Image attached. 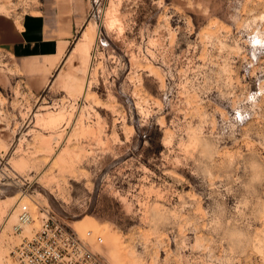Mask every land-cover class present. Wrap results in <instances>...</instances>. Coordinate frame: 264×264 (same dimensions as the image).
Segmentation results:
<instances>
[{"label":"rangeland","instance_id":"obj_1","mask_svg":"<svg viewBox=\"0 0 264 264\" xmlns=\"http://www.w3.org/2000/svg\"><path fill=\"white\" fill-rule=\"evenodd\" d=\"M51 5L59 29L76 24L59 60L0 49L1 264H17V205L100 236L109 264H264V0L0 14Z\"/></svg>","mask_w":264,"mask_h":264},{"label":"built area","instance_id":"obj_2","mask_svg":"<svg viewBox=\"0 0 264 264\" xmlns=\"http://www.w3.org/2000/svg\"><path fill=\"white\" fill-rule=\"evenodd\" d=\"M36 208V214L26 205L15 211L11 254L17 264H109L97 249L100 236L91 231L81 235L49 207Z\"/></svg>","mask_w":264,"mask_h":264},{"label":"crops","instance_id":"obj_3","mask_svg":"<svg viewBox=\"0 0 264 264\" xmlns=\"http://www.w3.org/2000/svg\"><path fill=\"white\" fill-rule=\"evenodd\" d=\"M55 13L56 9L51 5L41 7L35 13H27L17 21L14 15L0 14V49L18 59L57 58L64 52L76 24L72 17L66 20L68 23L63 29H59L53 17Z\"/></svg>","mask_w":264,"mask_h":264},{"label":"bare ground","instance_id":"obj_4","mask_svg":"<svg viewBox=\"0 0 264 264\" xmlns=\"http://www.w3.org/2000/svg\"><path fill=\"white\" fill-rule=\"evenodd\" d=\"M90 32V31H89ZM88 33V32H87ZM86 34L82 37V39H80V41L76 44V46H74V49H73V51H75V52H82V51H84L83 49H86L85 48V46H87L86 44H87V38H86ZM92 38V37H91ZM91 43V42H90ZM87 50H88V48H87ZM85 52V51H84ZM86 53V52H85ZM77 53H75V55H76ZM80 54H82V53H80ZM61 55H62V53H60V55L56 58V60L58 59H60V57H61ZM74 55V54H73ZM76 57V56H75ZM77 58H79V55H78V57ZM68 59V58H67ZM72 59H73V56H72ZM73 61V60H72ZM69 67V66H68ZM56 114V113H55ZM58 114V113H57ZM48 115V114H47ZM49 116V117H48ZM48 116H45L46 118H48V123L49 122H53V123H55L56 121H58L57 119H61L62 120V117H59L58 115H48ZM60 116H63V115H61V113H60ZM44 119V118H43ZM43 140V139H42ZM43 145H45V148H46V150L47 149H49L48 147H49V141H47L46 139L43 141ZM63 163H64V158H61L60 159ZM66 162V161H65ZM18 204V203H17ZM8 205L6 204V203H4V204H0V215H3L4 214V211H5V208L7 207ZM18 206V205H17ZM17 206H16V208H14L12 211H11V214H10V218H11V220L13 221V220H15V211H16V209H17ZM1 257H2V255H1V253H0V264H1Z\"/></svg>","mask_w":264,"mask_h":264}]
</instances>
